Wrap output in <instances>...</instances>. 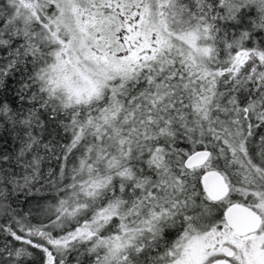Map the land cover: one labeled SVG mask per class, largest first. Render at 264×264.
Segmentation results:
<instances>
[{"label": "snow or ice", "instance_id": "1", "mask_svg": "<svg viewBox=\"0 0 264 264\" xmlns=\"http://www.w3.org/2000/svg\"><path fill=\"white\" fill-rule=\"evenodd\" d=\"M0 264H264V0H0Z\"/></svg>", "mask_w": 264, "mask_h": 264}]
</instances>
